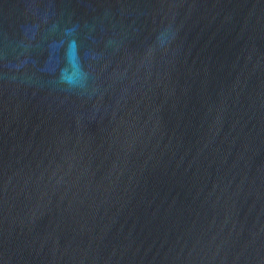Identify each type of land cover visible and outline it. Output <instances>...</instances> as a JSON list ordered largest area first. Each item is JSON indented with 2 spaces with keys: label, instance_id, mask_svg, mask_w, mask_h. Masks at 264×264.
I'll list each match as a JSON object with an SVG mask.
<instances>
[{
  "label": "water",
  "instance_id": "95a60500",
  "mask_svg": "<svg viewBox=\"0 0 264 264\" xmlns=\"http://www.w3.org/2000/svg\"><path fill=\"white\" fill-rule=\"evenodd\" d=\"M0 264H264V0H0Z\"/></svg>",
  "mask_w": 264,
  "mask_h": 264
}]
</instances>
